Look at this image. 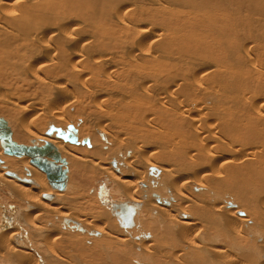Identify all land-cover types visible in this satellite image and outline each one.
Masks as SVG:
<instances>
[{
	"label": "bare ground",
	"instance_id": "bare-ground-1",
	"mask_svg": "<svg viewBox=\"0 0 264 264\" xmlns=\"http://www.w3.org/2000/svg\"><path fill=\"white\" fill-rule=\"evenodd\" d=\"M0 114V264H264V0H0Z\"/></svg>",
	"mask_w": 264,
	"mask_h": 264
},
{
	"label": "water",
	"instance_id": "water-1",
	"mask_svg": "<svg viewBox=\"0 0 264 264\" xmlns=\"http://www.w3.org/2000/svg\"><path fill=\"white\" fill-rule=\"evenodd\" d=\"M50 132H56L57 137L70 143H77V130L74 126H67L66 130L61 128H51ZM0 141L5 152L17 156H29L31 163L44 171L47 175L51 187L55 190L63 191L68 180L66 160L62 158L57 149L46 142L43 146H26L12 141V132L5 119L0 118ZM86 143V141H84Z\"/></svg>",
	"mask_w": 264,
	"mask_h": 264
},
{
	"label": "rangeland",
	"instance_id": "rangeland-1",
	"mask_svg": "<svg viewBox=\"0 0 264 264\" xmlns=\"http://www.w3.org/2000/svg\"><path fill=\"white\" fill-rule=\"evenodd\" d=\"M0 117H3V118H5L6 116L5 115H2V114H0ZM47 124V123H46ZM69 145H71V144H69ZM74 145V144H73ZM0 148H1V151H2V155H6V156H10V155H7V154H5L4 153V151H3V148H2V146H1V144H0ZM12 157H14V156H12ZM25 162V161H24ZM26 163V162H25ZM9 177V176H8ZM1 184V183H0ZM99 184V183H98ZM98 184H95V186H93L94 187V189L95 190H97V185ZM92 187V188H93ZM100 187V186H99ZM113 191H114V189L112 190V188L110 189V193H111V195H112V197L114 198V199H118L120 196L119 195H114V193H113ZM11 195H10V193L9 192H7L6 190H4L3 188L1 189V187H0V205L1 206H5V205H7V207L5 206L4 207V209H6V211L8 212V216H10V218H11V215H12V213L13 212H15V213H20L19 212V210L20 209H18V208H20L21 207V203L18 201V200H16V199H14L12 196V198L10 197ZM119 196V197H118ZM10 197V198H9ZM10 210V211H9ZM0 212H3V209L1 208L0 209ZM94 214V213H93ZM7 223H9V224H11V222H10V220H8V222Z\"/></svg>",
	"mask_w": 264,
	"mask_h": 264
}]
</instances>
